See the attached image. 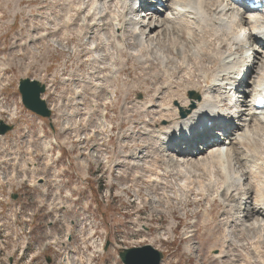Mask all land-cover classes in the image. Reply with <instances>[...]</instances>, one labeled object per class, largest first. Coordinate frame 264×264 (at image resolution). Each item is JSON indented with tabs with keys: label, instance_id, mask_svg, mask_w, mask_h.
<instances>
[{
	"label": "rangeland",
	"instance_id": "rangeland-1",
	"mask_svg": "<svg viewBox=\"0 0 264 264\" xmlns=\"http://www.w3.org/2000/svg\"><path fill=\"white\" fill-rule=\"evenodd\" d=\"M122 1L119 0L120 5ZM80 4H83L82 11H78ZM89 4L90 0H0V56L7 58L0 64V120L13 121L16 125L13 132L0 137V172L4 174L2 180L13 182L19 179L22 184L19 189L20 195L28 198L30 202H33L36 197L43 196L44 193H46L45 198L49 199L57 190H60L62 195L63 190L71 191L72 189L69 195L73 196L72 203L64 201L63 198L58 204L59 212L51 213L59 214L58 223L53 227V231L61 233L63 225L71 227L74 223V227H84L85 224L87 230L95 231V236H105L112 246L108 253L103 255L101 264H121L116 258L118 248L143 245H150L162 253L163 258L160 264H263L264 232H257L254 225L264 223V211L259 210L258 214L248 215V208L246 213V208L239 212L236 209L230 211V208L224 207L221 198L222 190L219 191L220 194L219 192L216 194V189L212 185L217 180H223L217 165L206 170L189 167L179 170L175 168L179 167V163L181 164L184 160L195 162L201 158L204 159L207 152L188 158H184L185 154L179 155L169 150L157 153L156 156L163 159V166L170 170L169 174L163 176L167 179H161L158 187L157 185L150 187L144 182V178L136 183L132 181L133 175L140 172L132 169L131 165L147 164L144 149L146 146L153 147L149 141L146 145L142 144V141L146 140L145 136L142 140L137 137L141 133L144 134L141 130L144 128L143 122L154 117L141 113L137 102H155L151 91L154 87L160 88L161 81L154 84L151 78L155 70L153 65L149 64L148 69L143 70L124 55L121 59L126 61V66L120 76L116 79H114L115 76L105 77L108 71L102 70V67L106 68L107 65L106 58H101L103 48L91 50L93 53L90 52V48L93 43L96 44L98 38L103 36L111 41L112 27L106 24L103 28L96 27L98 28L96 29L82 25L81 18L86 15ZM167 9L165 12H168ZM165 14L158 13L150 20L152 22L157 17L161 19ZM66 17L72 18V22L68 25L62 23ZM55 27L57 29H54ZM164 28L161 27L158 38L155 36L158 29L147 33L148 36L141 32L144 39L146 38L145 45L140 48L134 44L129 46L128 50L141 51L142 56L152 60H154L152 53L158 50L165 56L179 60V56L177 57L175 53L176 46L174 43L171 44L173 40H177L186 44L185 50L189 53L186 55L189 58H186V61L193 65L189 55L196 49H200L199 35H194L195 40L192 42V39H186L184 30L178 33L177 39L175 31L172 30L173 26L169 25V31ZM89 29H92V32ZM122 30V34L121 32L119 34L125 38V44L134 42V38L130 37L129 27L125 25ZM42 33L45 35L38 38V35ZM115 35L117 36V33ZM57 38L59 44L55 47ZM117 41H120L119 37ZM260 45L255 43L254 47L260 49ZM113 48L114 45L110 50L117 53L116 48ZM232 49H235L234 45ZM115 60L116 66L122 64L120 58ZM260 60L263 61L259 58L254 64L257 73L260 71ZM168 65L174 68L177 63ZM239 70L240 68L236 72ZM261 70L264 71V68ZM194 74H196L195 71ZM255 75L256 73L252 76ZM179 76L182 77V74ZM24 77L41 80L48 84L45 98L54 108L55 132L53 135H57L58 141L61 142L59 147L54 146L46 152L49 156L42 153L41 144L43 140V148L52 146L53 135L44 130V138L41 139L39 137L41 121L20 106L17 82ZM68 79L71 80L70 83ZM4 83L6 85L3 86ZM122 84L130 88L127 100H123L124 102L120 91ZM68 86L69 99L74 101L68 102L65 114L59 113L56 103L64 100L63 96L68 95ZM253 86L254 80L250 77L246 85L239 86L238 90L245 91L247 94ZM113 88H116V94L111 98L109 91ZM162 94L161 100L167 97V92L164 91ZM246 96L234 93V99L239 101L241 107L238 110H243L246 106ZM69 99L66 98L67 101H70ZM12 109H17V118H12L15 120H10L9 114ZM225 109L227 113L230 112L228 107ZM148 112L155 113L157 109L153 108ZM245 120H247L246 112H243L242 117L233 120L230 125L231 131H235L233 134L239 133L238 130L242 125H248L249 122ZM42 123L46 125L45 121ZM74 123L75 126L79 124L77 129L73 128ZM81 123L83 125H80ZM249 124L248 127L251 130L253 124L251 122ZM261 130H256L253 135L256 146L254 148L264 155V130ZM88 133L93 134L88 137L89 140L94 139V141L90 144L88 142L78 144L74 149L75 136L84 142ZM230 137L229 135L228 138ZM197 146L199 147V144ZM230 147L237 148L239 153H242L238 145L232 144ZM147 149L150 151L152 148ZM136 157H143L145 161ZM169 158L176 162V166L166 165L165 162L170 160ZM47 160L50 162L47 163ZM73 165H75L74 174ZM144 168V166L141 167L142 172ZM241 171L236 169L238 175ZM160 172H163V167L160 168ZM22 175H26L27 180L34 181L39 178L40 186L29 189L27 186L29 180L22 183ZM184 178L190 181L185 179V182ZM55 180L60 182L57 184ZM87 181L88 185L82 191L80 185L85 187ZM54 183L57 187L53 185ZM185 188L186 191L188 189L187 192L183 190ZM249 188L248 182L243 181L242 189L247 191ZM8 189V185L1 187L0 197H6ZM43 189L46 192L42 193ZM174 191L177 192V197L168 202L148 204L144 201L155 199L154 194L160 192L172 196ZM138 193L139 199L136 197ZM202 195L206 196L202 197ZM200 197L204 200L202 201ZM206 197H208L207 200ZM82 202H86L83 207ZM248 202L249 200H246V203ZM83 208L85 211H82ZM71 210L84 220H81L80 225L75 223L77 217L71 213ZM232 212L234 217L229 219ZM202 215L205 217L203 218ZM210 215L212 220L209 222L207 219ZM40 226L37 232L39 235L47 228L44 224ZM216 229H220L221 232L212 233ZM76 230L77 227H75ZM87 233L83 232L85 236H90ZM222 233L228 241L224 250L231 257L229 256L228 260L224 258L222 263H219L212 254L218 253L221 247V242H217L216 239L220 240ZM87 238L84 244L86 248L92 243L91 237ZM79 239L76 244L78 248H81ZM185 247L189 249L186 251Z\"/></svg>",
	"mask_w": 264,
	"mask_h": 264
},
{
	"label": "bare ground",
	"instance_id": "bare-ground-1",
	"mask_svg": "<svg viewBox=\"0 0 264 264\" xmlns=\"http://www.w3.org/2000/svg\"><path fill=\"white\" fill-rule=\"evenodd\" d=\"M165 1H167L166 6L168 8V12L163 10V12L166 13L165 16L161 19L157 17L154 21L152 20V22L150 19L155 18L156 14L160 13V11L158 12L159 7H157L152 13L151 11L145 12L142 10L135 12V4L138 2L140 3V0H123L121 5L119 0H90L86 15L81 18L82 25L90 28H103L106 24L112 27V35L110 36L111 41L107 40L106 37L103 36L98 38L96 44L93 43L92 47L90 48V52H92L91 50L95 51L99 48H103L101 58H106L107 65L106 68L102 67V70L105 69L108 71V74L105 75L106 78L115 76L114 79H116L120 76L121 71H124L126 61L121 59V57L124 55L125 58L132 59L134 64L142 67L143 70H147L149 64H151V66L153 65L155 70L151 74V78H153L154 84L161 81V87H154L151 91L153 97L155 98V102H137V104L140 106L138 110L140 109L141 113L154 116L148 121L143 122L144 128H141V130L144 134L141 133L137 137H140L139 140H142V137L145 136L146 140L142 141V144L146 145L149 141V143H152L154 148L146 146L144 149L147 164L145 163L144 165H137V163L135 165H131L132 169H136V171L140 172L133 175L132 181L136 183L137 181L144 178V182L150 187H154V185H157L158 187L161 184V179L166 178L163 176L165 174H169L170 170L163 166V159L156 156L157 153H163L170 148L173 150V153H175L174 148H177V153L182 155L185 152L179 150H183V146L182 144H178L177 141H185L184 144H187L186 146L188 147L194 145L193 142L195 140L205 143L207 139L203 136L201 131L203 133L205 132V126L208 122H211L213 125H215L216 122H218V119L221 118V121L225 123V126L226 124H229L230 126L232 125L233 120L242 117L243 112H246L247 120H245V122L247 121L253 124L251 130H249L248 125L250 126V124L248 123L247 126L244 124L239 128V133L236 132L233 134L235 131H231V137H227L226 142L216 144V142L219 140V138H217L215 141H213L216 145H212V147L216 146L217 148L211 149L208 147L204 151L194 156L197 157L207 152L204 159L197 158L199 160H196L195 162H188V160H184L181 164L179 161V167H177L176 162L170 158V160L164 162L166 165H171V167L176 166L175 168H178L177 170L183 169L184 167L202 168L206 170V168H212L214 165H217V167L220 169L223 180H217L212 185H214L213 187L216 189V194L222 190L221 198L224 207L228 209L230 208V211L236 209L239 212L241 209L245 210L246 208V213L248 208V215L256 213L258 214L259 210L264 211V155L260 154L257 149L254 148L256 146L254 145L255 143L253 135L256 133V130H264V109L255 110L247 104L243 110H238L241 109V107L239 101L234 99V93L241 95V92H238L237 90L233 91L230 86L225 84V82H228V85L231 83L235 84V82H237L236 78L238 75L246 71L248 74V80L250 77H253L255 85L260 88L264 86V71L261 70L264 68V56H262L264 53V14L250 13L256 16L258 19V27L257 30H252L249 36L252 39H256L255 43H260L261 45L259 47L261 48L256 49L255 47H251V49L245 50L243 47L244 44L239 42V34L237 32V28L240 26V23L236 16L238 17V15H241L240 10L238 8H234L230 3L227 2V0ZM82 5L83 4H80L78 11L83 10H81ZM71 22L72 18L66 17L62 23L68 25ZM141 22H143V24H141ZM125 25L129 27L130 37L134 38V42L129 44H125V38L119 34V32L122 34V29ZM169 25L173 26L172 30L173 32L175 31L177 39L179 37L178 33L182 30H184L186 34V39H192V42L195 40L193 38L194 35H199L200 40L198 46L200 49H196V51L189 55L192 58V64L195 67L186 61V58H188L186 55L189 54L186 53L185 50L186 44L178 42L177 40H173L174 42L171 44L174 43L176 46L175 53L177 57L179 56V60H174L172 57L165 56L163 53L158 52V50H155V52L153 51L154 53H152V58L154 57V60L147 56H142L140 54L141 51L138 52L137 50V52H131L128 50L129 46L134 44L140 46V48L145 45L146 38L144 39L143 35H141V32H144V34L147 35V33H150V31L158 29V33L155 35L158 38L161 27H165L164 29L168 30L170 29ZM89 30L92 32V29ZM115 33H117L120 41H117L118 37L115 35ZM256 34L257 38H254L253 36ZM112 45H114V48H116L117 53H114L110 50ZM232 45L235 46V49H232ZM116 58H120V62L122 63L119 66L115 65ZM259 58H261L263 61L260 60V71L257 73L255 71L254 64H256L255 61L259 60ZM2 59L4 60V58ZM205 59L208 60L209 63ZM174 62L177 63V66L175 65L174 68H170L168 64ZM211 63H213V65ZM208 65L212 66L209 67ZM238 68H240V70L236 72ZM193 70L196 72V74H194ZM255 73L256 75L252 76ZM179 74H182V77H180L181 75L179 76ZM236 75L237 77L235 78ZM174 81H176V83H174ZM108 83L109 82H107V84ZM129 89L130 88H126L122 84L120 88L123 98L122 101L127 100V96L130 92ZM146 90L148 91L149 89ZM115 91L116 88H113L111 91H109L111 98L115 96ZM164 91L167 92V97L161 100V96L163 95L162 93ZM190 93L196 94L199 98H191L189 96ZM231 104L232 106H230ZM226 107L230 109L229 113L226 112ZM153 108L157 109V112L149 113L148 111ZM232 109L234 110L232 111ZM64 110L65 106L62 108L60 107L61 112ZM179 112H183L184 115L180 116ZM15 115V109H12L10 112L11 118H15ZM223 116H225V118ZM221 127L223 129L224 126L221 125ZM218 135L219 134H217V136ZM215 136L216 134H211V138H214ZM232 136H234L233 139ZM88 141L89 137H87L86 143ZM51 144L52 146H47L43 149H51L54 145V139L51 140ZM232 144L238 145L239 149L242 150V153H239V150L234 148L235 146L230 147ZM147 148L152 149L149 151ZM167 156H169V154ZM185 157L188 158L190 156L185 155L184 158ZM136 158L138 159L139 157ZM139 160L145 161L143 157H140ZM142 166L145 167L143 172L141 170ZM161 167H163V172H160ZM236 169L242 170L240 175L236 173ZM208 174L209 173H207V175ZM187 178H184V180H188ZM243 181L248 182L250 188L247 191L242 189ZM185 186L187 188L186 183ZM186 188L183 190L186 191ZM157 191L159 192V190ZM176 193L177 192L174 191L172 196H170L160 192L158 194H154L155 199H145L144 201L148 204H162L176 198ZM206 195L208 196V194ZM204 196L202 195V197ZM136 197L139 199L140 194H136ZM207 198L208 197H206V200ZM215 198H217V196H215ZM201 200L203 201L204 199L202 198ZM246 200H249V202L246 203ZM53 203L54 202H52V204ZM233 203L235 205H230ZM230 214L231 215L228 218L233 219V212ZM208 220L209 222L212 220L211 215L207 221ZM263 224H255L254 229L258 230L257 232L259 233H263ZM235 226H237V224ZM87 231L89 235L95 234V231L91 229H88ZM216 232H221V230L216 229V231L214 230L212 233ZM216 241L221 242V247L219 248L218 253L212 254V257L219 263H222L224 258H227L228 260L230 256L224 250L225 244L228 241H226L223 233L221 239H216ZM100 244L101 243L98 240V242H96V246L98 247ZM93 247L95 249V246ZM188 249V247H185L186 251ZM26 251L27 249L24 251L22 249L16 251L15 255L18 253L19 256L15 258V262L13 264H19V260L23 252L24 261L20 264H26V262H29V258L32 257V255H28Z\"/></svg>",
	"mask_w": 264,
	"mask_h": 264
},
{
	"label": "water",
	"instance_id": "water-1",
	"mask_svg": "<svg viewBox=\"0 0 264 264\" xmlns=\"http://www.w3.org/2000/svg\"><path fill=\"white\" fill-rule=\"evenodd\" d=\"M18 92L21 97V102L24 108L41 118H49L50 111L48 110L44 100L40 95L44 92V85L36 80L28 78L20 79L18 82ZM191 98L198 99L199 97L190 93ZM181 116L184 115L180 112ZM12 130L11 126L0 121V136L5 135ZM107 241L105 249L109 246ZM118 258L122 264H160L163 255L160 251L154 249L150 245L140 247L124 248L118 252Z\"/></svg>",
	"mask_w": 264,
	"mask_h": 264
},
{
	"label": "built area",
	"instance_id": "built-area-1",
	"mask_svg": "<svg viewBox=\"0 0 264 264\" xmlns=\"http://www.w3.org/2000/svg\"><path fill=\"white\" fill-rule=\"evenodd\" d=\"M1 249H3V246L0 242V264H7L6 260L8 259L9 257V254L7 252L5 253H2ZM10 253L13 255H15V252L18 251L17 247H14L13 245H11L10 247ZM32 257L29 258V262H26V264H32V260H31ZM15 262V261H14ZM38 264V262L36 263ZM89 264V263H87Z\"/></svg>",
	"mask_w": 264,
	"mask_h": 264
}]
</instances>
